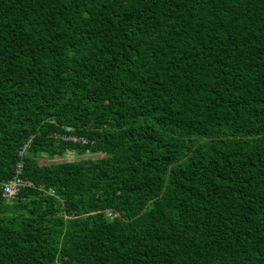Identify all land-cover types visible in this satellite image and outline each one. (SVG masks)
Returning <instances> with one entry per match:
<instances>
[{"label": "trees", "instance_id": "obj_1", "mask_svg": "<svg viewBox=\"0 0 264 264\" xmlns=\"http://www.w3.org/2000/svg\"><path fill=\"white\" fill-rule=\"evenodd\" d=\"M19 162L0 264H264V0H0Z\"/></svg>", "mask_w": 264, "mask_h": 264}, {"label": "built area", "instance_id": "obj_2", "mask_svg": "<svg viewBox=\"0 0 264 264\" xmlns=\"http://www.w3.org/2000/svg\"><path fill=\"white\" fill-rule=\"evenodd\" d=\"M73 129L71 127H65L62 133L53 134V138L60 140L62 142H71L74 144L80 143L86 145L89 140L83 136L73 134ZM29 147V141L26 142L22 148L18 151V155H24ZM86 155H89V151H85ZM22 165L17 163L15 167V174L7 179L6 181H0V195L4 198H9L21 191L24 187L29 185V182L21 177Z\"/></svg>", "mask_w": 264, "mask_h": 264}, {"label": "rangeland", "instance_id": "obj_3", "mask_svg": "<svg viewBox=\"0 0 264 264\" xmlns=\"http://www.w3.org/2000/svg\"><path fill=\"white\" fill-rule=\"evenodd\" d=\"M73 157L74 156L71 153H69V155H67L66 159H74ZM56 160H59V159H56Z\"/></svg>", "mask_w": 264, "mask_h": 264}]
</instances>
